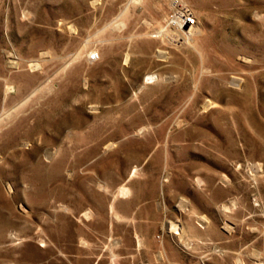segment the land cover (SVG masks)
<instances>
[{
  "label": "rangeland",
  "instance_id": "1",
  "mask_svg": "<svg viewBox=\"0 0 264 264\" xmlns=\"http://www.w3.org/2000/svg\"><path fill=\"white\" fill-rule=\"evenodd\" d=\"M0 264H264V0H0Z\"/></svg>",
  "mask_w": 264,
  "mask_h": 264
},
{
  "label": "built area",
  "instance_id": "2",
  "mask_svg": "<svg viewBox=\"0 0 264 264\" xmlns=\"http://www.w3.org/2000/svg\"><path fill=\"white\" fill-rule=\"evenodd\" d=\"M170 21L178 26L179 28H183L184 30H191L197 23L196 17L193 12L183 6L179 7L178 10H174L170 14Z\"/></svg>",
  "mask_w": 264,
  "mask_h": 264
},
{
  "label": "bare ground",
  "instance_id": "3",
  "mask_svg": "<svg viewBox=\"0 0 264 264\" xmlns=\"http://www.w3.org/2000/svg\"><path fill=\"white\" fill-rule=\"evenodd\" d=\"M196 28V27H195ZM193 29V28H192ZM184 30V29H183ZM194 30V29H193ZM187 33H188V31H187ZM185 36V35H184Z\"/></svg>",
  "mask_w": 264,
  "mask_h": 264
}]
</instances>
